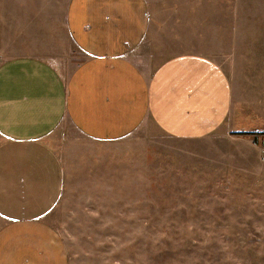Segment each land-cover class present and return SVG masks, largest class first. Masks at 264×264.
<instances>
[{"label":"rangeland","instance_id":"374dc122","mask_svg":"<svg viewBox=\"0 0 264 264\" xmlns=\"http://www.w3.org/2000/svg\"><path fill=\"white\" fill-rule=\"evenodd\" d=\"M67 2L0 0V60L36 56L67 76L84 57L66 33ZM146 2L147 31L128 56L141 71L177 53L219 52L222 0ZM248 59L215 61L232 70L233 110L252 136L181 141L146 121L94 142L60 124L50 144L63 190L44 220L68 264H264V69L262 57Z\"/></svg>","mask_w":264,"mask_h":264},{"label":"crops","instance_id":"0c3cea01","mask_svg":"<svg viewBox=\"0 0 264 264\" xmlns=\"http://www.w3.org/2000/svg\"><path fill=\"white\" fill-rule=\"evenodd\" d=\"M221 4L219 52L177 53L148 74L128 59L147 31L146 0H68L66 33L84 57L67 76L36 56L0 60V264H68L44 220L63 190L50 144L63 121L94 142L146 121L181 141L256 131L233 110L232 70L215 60L262 57L264 69V0Z\"/></svg>","mask_w":264,"mask_h":264},{"label":"built area","instance_id":"2783aa9c","mask_svg":"<svg viewBox=\"0 0 264 264\" xmlns=\"http://www.w3.org/2000/svg\"><path fill=\"white\" fill-rule=\"evenodd\" d=\"M256 143H258L260 145V148L264 151V139L256 141Z\"/></svg>","mask_w":264,"mask_h":264},{"label":"trees","instance_id":"16d2710c","mask_svg":"<svg viewBox=\"0 0 264 264\" xmlns=\"http://www.w3.org/2000/svg\"><path fill=\"white\" fill-rule=\"evenodd\" d=\"M241 135L252 136L253 134L246 133V134H241Z\"/></svg>","mask_w":264,"mask_h":264}]
</instances>
